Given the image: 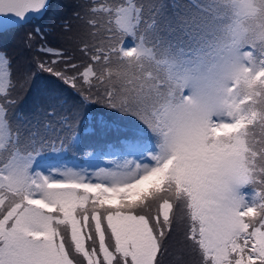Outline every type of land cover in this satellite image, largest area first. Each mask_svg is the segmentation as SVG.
I'll return each instance as SVG.
<instances>
[{
    "label": "snow or ice",
    "instance_id": "1",
    "mask_svg": "<svg viewBox=\"0 0 264 264\" xmlns=\"http://www.w3.org/2000/svg\"><path fill=\"white\" fill-rule=\"evenodd\" d=\"M190 4L173 27L159 0H80L73 49L28 32L19 77L0 51V264H172L175 243L177 264H264V43L229 44L241 0ZM47 7L0 0V15ZM45 73L71 100L47 135L17 112Z\"/></svg>",
    "mask_w": 264,
    "mask_h": 264
},
{
    "label": "trees",
    "instance_id": "2",
    "mask_svg": "<svg viewBox=\"0 0 264 264\" xmlns=\"http://www.w3.org/2000/svg\"><path fill=\"white\" fill-rule=\"evenodd\" d=\"M49 5L45 10L44 15L39 18H31L27 23L20 24L18 27H10L4 31L0 30V51L7 52L13 60L14 75L19 77L22 70L31 62L32 57L36 55L34 50H29L25 46V36L28 32H34L39 29L41 33L47 34L53 46L64 47L69 50L73 49L76 44L80 31L73 29L72 32L65 33L62 25L65 23L61 18L64 13L68 16L69 13L73 17L74 4L68 0H50ZM165 7L161 10L160 22L161 25L172 22V26L177 24V13L185 14L182 7H174V4L188 5L191 0H159ZM56 8V9H55ZM188 15L192 12L189 10ZM65 17V16H64ZM77 21V20H76ZM70 23V22H69ZM77 25H81L79 22ZM53 33V37L52 36ZM169 40H175L179 32L169 33L165 30L162 33ZM61 38V40H60ZM131 41L129 40V43ZM65 44V45H64ZM72 44V45H69ZM54 78L45 74H38L35 80V86L29 87L20 91V103L17 105V112L21 113L23 119L20 120L22 124H36L41 134H49L48 130L44 129L43 125L46 121H51L53 125L52 131L60 128V122L57 119L62 114H67L71 108V100L67 103H61L56 99V94L51 93L50 86L53 85ZM55 108L56 115L49 116L48 110ZM19 119V118H18ZM69 131L63 129V132ZM84 152L95 151L93 147L87 146V138L85 140ZM81 159L82 161L88 159L87 156L81 153H69V159ZM177 246L174 244L173 248Z\"/></svg>",
    "mask_w": 264,
    "mask_h": 264
},
{
    "label": "clouds",
    "instance_id": "3",
    "mask_svg": "<svg viewBox=\"0 0 264 264\" xmlns=\"http://www.w3.org/2000/svg\"><path fill=\"white\" fill-rule=\"evenodd\" d=\"M236 8L237 17L228 33L229 44L238 50H243L254 41L264 43V27H253L256 15L253 11L256 8L254 0H241V4ZM189 10L192 13L199 11L195 3L189 5Z\"/></svg>",
    "mask_w": 264,
    "mask_h": 264
},
{
    "label": "rangeland",
    "instance_id": "4",
    "mask_svg": "<svg viewBox=\"0 0 264 264\" xmlns=\"http://www.w3.org/2000/svg\"><path fill=\"white\" fill-rule=\"evenodd\" d=\"M68 1L71 2L70 5L74 4V7H75V5H76L78 2H80V0H68ZM55 9H56V8H55ZM63 14H64L65 17L62 15V18H61V19H62L64 22H65V21L70 22V24H72V25L74 26L73 29H78V31L81 32V25H77V24H79V23H78V21H76V20L74 19V17H71V16H70L71 13H69L68 16L65 15V14H67V13H64V12H63ZM73 29H72L70 32H72ZM53 36H54V35H53V33H52V36H50V37H53ZM60 40H61V38H60ZM130 43H131V42H130ZM64 45H65V44H64ZM69 45H72V44H69ZM110 161H111V159H109V158H104V163L102 164V166H109V165H110ZM176 245H177V246H175V247L173 248V253H172V255L170 256V260L172 261V264H177V261L180 260V259H182L181 252L179 251V249H180V245H179L178 243H176Z\"/></svg>",
    "mask_w": 264,
    "mask_h": 264
},
{
    "label": "water",
    "instance_id": "5",
    "mask_svg": "<svg viewBox=\"0 0 264 264\" xmlns=\"http://www.w3.org/2000/svg\"><path fill=\"white\" fill-rule=\"evenodd\" d=\"M49 1V0H48ZM49 3V2H48ZM41 13H32L29 12L25 15V17L23 19H21L19 16H15L12 14H8V15H0V30H5L7 28L12 27H16L19 26L20 23H25L31 20V18H36L41 16Z\"/></svg>",
    "mask_w": 264,
    "mask_h": 264
}]
</instances>
